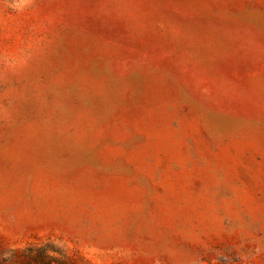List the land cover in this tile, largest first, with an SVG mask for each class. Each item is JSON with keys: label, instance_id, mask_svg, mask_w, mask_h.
Masks as SVG:
<instances>
[{"label": "rangeland", "instance_id": "374dc122", "mask_svg": "<svg viewBox=\"0 0 264 264\" xmlns=\"http://www.w3.org/2000/svg\"><path fill=\"white\" fill-rule=\"evenodd\" d=\"M0 264H264V0H0Z\"/></svg>", "mask_w": 264, "mask_h": 264}]
</instances>
